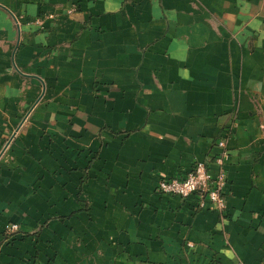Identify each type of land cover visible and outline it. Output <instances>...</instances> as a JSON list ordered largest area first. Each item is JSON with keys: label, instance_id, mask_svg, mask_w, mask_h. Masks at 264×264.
I'll return each instance as SVG.
<instances>
[{"label": "crops", "instance_id": "0c3cea01", "mask_svg": "<svg viewBox=\"0 0 264 264\" xmlns=\"http://www.w3.org/2000/svg\"><path fill=\"white\" fill-rule=\"evenodd\" d=\"M0 264H264V0H0Z\"/></svg>", "mask_w": 264, "mask_h": 264}, {"label": "built area", "instance_id": "2783aa9c", "mask_svg": "<svg viewBox=\"0 0 264 264\" xmlns=\"http://www.w3.org/2000/svg\"><path fill=\"white\" fill-rule=\"evenodd\" d=\"M217 145L220 150L212 161H197L185 176L161 178L156 187L158 192L181 198L196 196L198 207L202 208L208 200L214 203L220 212L225 213L227 209L225 187L229 182L227 165L231 154L224 138L220 139ZM18 228V224L11 227L13 230Z\"/></svg>", "mask_w": 264, "mask_h": 264}]
</instances>
